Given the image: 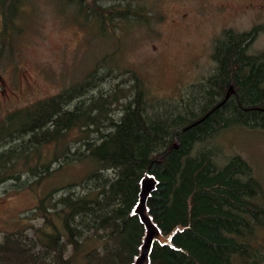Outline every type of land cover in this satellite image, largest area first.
<instances>
[{
	"label": "trees",
	"instance_id": "1",
	"mask_svg": "<svg viewBox=\"0 0 264 264\" xmlns=\"http://www.w3.org/2000/svg\"><path fill=\"white\" fill-rule=\"evenodd\" d=\"M24 1L0 0V38L21 33ZM65 1L102 37L145 19L134 0ZM256 33L224 30L216 65L197 85L205 88L173 101L150 98L131 70L130 86L106 89L118 75L104 67L117 60L103 57L0 117V196L41 187L26 213L37 222L2 231L0 264H132L145 233L134 207L146 172L157 179L151 218L164 235L177 228L171 244L153 242L150 264H264V193L252 164L239 153L220 162L218 146L200 145L225 127L264 129V52H249ZM1 40L0 57L11 51Z\"/></svg>",
	"mask_w": 264,
	"mask_h": 264
},
{
	"label": "rangeland",
	"instance_id": "2",
	"mask_svg": "<svg viewBox=\"0 0 264 264\" xmlns=\"http://www.w3.org/2000/svg\"><path fill=\"white\" fill-rule=\"evenodd\" d=\"M134 3L144 7L145 19L137 16L127 19L115 28L117 37H102L96 31L87 33L85 24L73 18L75 3L25 0L19 22L22 25L18 24L21 33L0 38V44L3 39L7 49H11L5 54L9 56L7 60L5 55L0 57V117L56 92L89 71L97 58L117 60L116 65L104 67L118 75L103 82L106 89L117 87L114 85L121 79L124 82L120 87L130 86L124 74L131 70L150 98L173 101L205 88L197 85L216 65L211 53L224 30L242 32L256 27L257 38L249 52H264V0H134ZM1 30L0 14V36ZM9 36H15L14 28ZM203 141L200 145L219 147L220 162L237 153L249 160L264 193V129L234 125ZM40 195L41 187L34 186L0 196V236L4 230L37 222L26 213L36 205Z\"/></svg>",
	"mask_w": 264,
	"mask_h": 264
},
{
	"label": "water",
	"instance_id": "3",
	"mask_svg": "<svg viewBox=\"0 0 264 264\" xmlns=\"http://www.w3.org/2000/svg\"><path fill=\"white\" fill-rule=\"evenodd\" d=\"M234 90L233 85L228 86V90L225 94V97L229 95ZM194 121L192 124L196 123ZM175 146H178L176 143ZM150 173H145L143 178L140 181V191L138 202L134 207V212H136L145 227V233L143 237L142 244L140 246V253L136 257L135 261L132 264H149V253L151 246L155 240H158L163 243H169L170 238L168 237V241L164 239L163 233L160 231L159 227L153 219L151 218L148 208H147V198L150 195L151 191L155 188L157 180L154 176H149Z\"/></svg>",
	"mask_w": 264,
	"mask_h": 264
},
{
	"label": "bare ground",
	"instance_id": "4",
	"mask_svg": "<svg viewBox=\"0 0 264 264\" xmlns=\"http://www.w3.org/2000/svg\"><path fill=\"white\" fill-rule=\"evenodd\" d=\"M227 97H228V96H227ZM227 97H225V98H227ZM175 147H177V146H175ZM150 174H151V173H150ZM150 174H149V176H151V175L154 176L153 174H151V175H150ZM152 176H151V177H152ZM154 177H155V176H154ZM155 179H156V178H155ZM156 180H157V179H156ZM139 191H140V190H139ZM138 194H139V192H138ZM155 224H156V223H155ZM176 230H177V228H175V229H174L171 233H169L168 235H164V234H163L164 239H166L167 241H168V237L170 238V240H169V244H171V237H172L173 233H174ZM149 264H150V260H149Z\"/></svg>",
	"mask_w": 264,
	"mask_h": 264
}]
</instances>
